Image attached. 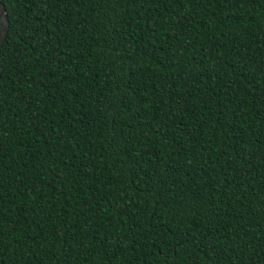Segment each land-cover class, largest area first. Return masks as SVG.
I'll return each instance as SVG.
<instances>
[{"label": "trees", "instance_id": "16d2710c", "mask_svg": "<svg viewBox=\"0 0 264 264\" xmlns=\"http://www.w3.org/2000/svg\"><path fill=\"white\" fill-rule=\"evenodd\" d=\"M0 2V264H264V0Z\"/></svg>", "mask_w": 264, "mask_h": 264}, {"label": "water", "instance_id": "95a60500", "mask_svg": "<svg viewBox=\"0 0 264 264\" xmlns=\"http://www.w3.org/2000/svg\"><path fill=\"white\" fill-rule=\"evenodd\" d=\"M6 27H7V19H6V15L4 12V7L0 2V44L5 34Z\"/></svg>", "mask_w": 264, "mask_h": 264}]
</instances>
